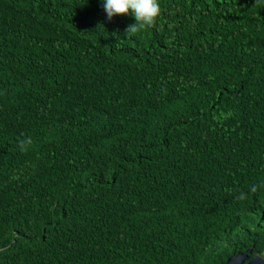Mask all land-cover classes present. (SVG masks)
I'll use <instances>...</instances> for the list:
<instances>
[{
  "label": "trees",
  "instance_id": "trees-1",
  "mask_svg": "<svg viewBox=\"0 0 264 264\" xmlns=\"http://www.w3.org/2000/svg\"><path fill=\"white\" fill-rule=\"evenodd\" d=\"M158 3L0 0V264L264 253V0Z\"/></svg>",
  "mask_w": 264,
  "mask_h": 264
},
{
  "label": "clouds",
  "instance_id": "clouds-1",
  "mask_svg": "<svg viewBox=\"0 0 264 264\" xmlns=\"http://www.w3.org/2000/svg\"><path fill=\"white\" fill-rule=\"evenodd\" d=\"M101 3L109 21L114 16H127L129 14L134 18L135 23L124 29L126 37L152 26L160 12L158 0H101ZM31 142L30 138L27 141L21 140V149L24 150L26 144H31ZM238 198L244 199L243 194ZM252 260H255L257 264H264V253L252 259H245L243 264H252Z\"/></svg>",
  "mask_w": 264,
  "mask_h": 264
},
{
  "label": "water",
  "instance_id": "water-1",
  "mask_svg": "<svg viewBox=\"0 0 264 264\" xmlns=\"http://www.w3.org/2000/svg\"><path fill=\"white\" fill-rule=\"evenodd\" d=\"M249 253L250 251H247L244 254H238V255L231 256L230 258H228L225 264H243L245 259H248ZM252 264H257V262L255 260H252Z\"/></svg>",
  "mask_w": 264,
  "mask_h": 264
}]
</instances>
